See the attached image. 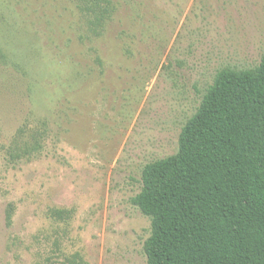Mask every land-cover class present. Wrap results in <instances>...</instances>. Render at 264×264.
<instances>
[{"label":"rangeland","instance_id":"374dc122","mask_svg":"<svg viewBox=\"0 0 264 264\" xmlns=\"http://www.w3.org/2000/svg\"><path fill=\"white\" fill-rule=\"evenodd\" d=\"M110 1L0 0V264H146L143 168L264 56V0Z\"/></svg>","mask_w":264,"mask_h":264},{"label":"trees","instance_id":"16d2710c","mask_svg":"<svg viewBox=\"0 0 264 264\" xmlns=\"http://www.w3.org/2000/svg\"><path fill=\"white\" fill-rule=\"evenodd\" d=\"M80 2L96 26L110 15V0ZM141 180L131 201L150 218L146 264H264V56L217 73L176 152Z\"/></svg>","mask_w":264,"mask_h":264}]
</instances>
